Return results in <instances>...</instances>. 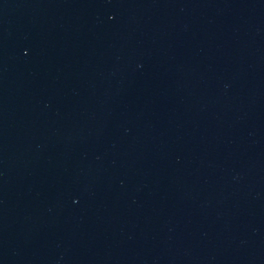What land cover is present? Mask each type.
Returning <instances> with one entry per match:
<instances>
[{"label": "water", "instance_id": "obj_1", "mask_svg": "<svg viewBox=\"0 0 264 264\" xmlns=\"http://www.w3.org/2000/svg\"><path fill=\"white\" fill-rule=\"evenodd\" d=\"M228 0H0V264H77Z\"/></svg>", "mask_w": 264, "mask_h": 264}]
</instances>
